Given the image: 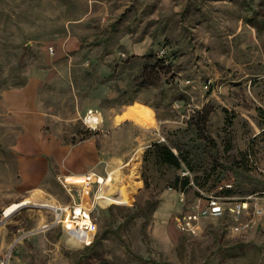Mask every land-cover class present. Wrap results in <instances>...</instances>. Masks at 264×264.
<instances>
[{
	"label": "rangeland",
	"instance_id": "obj_1",
	"mask_svg": "<svg viewBox=\"0 0 264 264\" xmlns=\"http://www.w3.org/2000/svg\"><path fill=\"white\" fill-rule=\"evenodd\" d=\"M260 5V0H0L1 99L4 90L30 84L32 71L45 63L44 47L53 56L62 37L72 34L77 39L76 48L62 54L59 71L50 73V87L57 90L45 107L37 137L51 144L39 153L46 162L40 178L20 172L13 147L20 127L0 113V264H264V214L253 213L255 205L264 206ZM23 43L31 50L21 54ZM164 49L170 54V82L163 86L168 88L139 86L143 76L136 75L148 54L159 56ZM209 78L212 85L207 89L204 82ZM42 87L33 86L45 96L49 90ZM178 92L185 98L177 107L172 95ZM143 99L154 104L156 121L148 109L151 126L116 120L130 103ZM188 103L194 104V111L187 110ZM203 105L210 111L201 126L195 121ZM2 106L0 100L1 110ZM90 107L101 113L97 126L83 118ZM254 137L248 161L232 163ZM155 139L171 145L177 141L190 152L195 169L183 165L176 172L191 179L201 175L204 166L209 168V161L217 162L220 186L206 190L192 180L183 202L181 191L165 187V177L174 170L150 166L151 186L146 188L143 153ZM53 151L69 158L58 163ZM206 156L207 165L201 161ZM35 159L26 156V167L38 172L43 168ZM71 168L105 177L113 170L116 184H123L118 195L129 199L126 189L131 188L137 207L151 195L158 197V205L148 217L132 218L131 210L116 208L101 213L97 233L103 244L84 251L82 237L45 226L52 214L38 204L48 199L72 201L62 175ZM80 185L71 189L76 198ZM227 188L232 199L249 202L242 219H251L252 225L246 230L235 231L231 217H206L196 234L177 228V217L192 206L196 191L206 195ZM253 188L258 190L250 193ZM38 189L43 190L40 196ZM29 196L31 202L3 215L8 204Z\"/></svg>",
	"mask_w": 264,
	"mask_h": 264
},
{
	"label": "crops",
	"instance_id": "obj_2",
	"mask_svg": "<svg viewBox=\"0 0 264 264\" xmlns=\"http://www.w3.org/2000/svg\"><path fill=\"white\" fill-rule=\"evenodd\" d=\"M75 40L77 39L72 34H68V36L62 37L57 43V49L53 56L47 52V47H44L45 63L41 66H37L32 71V75L29 80L30 84L18 88L4 90L2 92V99L0 98L3 104L2 110L0 109V113L4 111L3 113L5 114V116L9 117L10 120L12 119L10 123L12 122V124L20 127V135L16 137V140L13 144V147L18 150L17 155L20 172L30 174L32 177L35 176V174H38L37 178H40L46 173V162H42L39 159L41 157L39 153H41L51 145L42 144L40 140L41 138H37L39 134L41 135V128L44 124V117L46 115L45 107L48 101L49 103L51 102L52 93L57 90V87L55 86L53 88L50 87V73L54 69L59 71V65L61 64L60 58L62 57V54L68 49L76 48L77 41ZM33 86H43L45 88L47 86V89L49 91H47V94L45 96H40V93H36V90L33 88ZM31 87L34 90L31 89ZM42 92H44V90H42ZM90 109H92L91 116L94 115L97 119L99 118L98 122L94 123L95 125L93 124L91 126H97L102 120L101 113L97 109ZM87 111L83 113V118L86 115ZM122 119H130L146 127L151 126V124L153 123L148 109L130 104L121 113L116 115L117 121H121ZM21 149L26 150H24V152H21ZM30 155L36 157V164L42 165L43 169H39L37 172L35 167H26L25 158L26 156ZM53 157L58 163H61V161L63 162V159L69 158H64L60 155H57V153H55L54 151ZM85 172L86 171L83 168H71L68 170V173H63V185L65 186L66 190L73 196V199L71 202H62L57 199L56 201L64 205L80 203L83 206H94V208H96L99 205L101 206L108 204L109 201L113 199L114 195L121 191V186L123 184H116V181L113 179L114 177L112 175L113 170H111L108 172V175L111 176L110 180L106 179L105 176L101 177L104 181L101 189H98V184L94 182L90 190H85L81 187V189L79 190V196L76 198L71 189L75 188L74 185L80 184V182L76 180L81 179V176L79 175L84 174ZM96 174L103 176L102 174ZM30 175L28 176L30 177ZM136 181H138L137 186L139 187L140 180ZM126 192L127 194H131V196L133 195L131 188H127Z\"/></svg>",
	"mask_w": 264,
	"mask_h": 264
},
{
	"label": "trees",
	"instance_id": "obj_3",
	"mask_svg": "<svg viewBox=\"0 0 264 264\" xmlns=\"http://www.w3.org/2000/svg\"><path fill=\"white\" fill-rule=\"evenodd\" d=\"M260 4H261L260 6H264V0H260ZM19 49L22 50L21 54H23L24 52H26V50H29V49L31 50V45L23 43L19 45ZM19 49H17L16 52H18ZM168 58L170 59V54L168 53L167 50L165 51V49L163 51V54L159 56L157 54H152V53L148 54V61H146L142 65L139 71V74L136 75V77H139L141 75L143 76V78H141V80L138 81V85L141 87H145V86L154 87V88L160 87L161 91H163L165 88H168V87H163L169 84L170 82L168 72L171 70V64L169 61H167ZM114 70H115V67L113 68V71ZM26 81L27 80L24 79L20 84H24ZM172 97H173V100H175V102L184 101L185 95L182 92H178L172 95ZM130 104L139 105L141 107H145L149 109L150 115L156 121L153 111L151 109V106H154V104L151 101L147 99H143L141 101H134ZM93 109L99 110L98 108H93ZM223 109L226 110L225 108ZM209 111H210V108L207 107L206 105H203L199 110H197V117H196L195 122L201 126H204L207 123ZM260 133L262 137H264V125H261ZM255 140L256 138L254 137L251 140V142H249L248 148H246L241 153L240 157H238L236 161L235 162L233 161L232 163L236 165H242L243 162L244 163L247 162L249 156L252 154L251 152L253 150V146H255V142H256ZM173 147L176 149V151L174 150ZM206 158L207 156L202 157L201 161L205 162L204 164L207 165L206 163L207 161H205ZM209 162L212 163L209 168L204 166L202 169L203 170L202 174L196 175L193 179H191L188 175H182L176 172L183 165L186 166L188 169H192V170L195 169V166H196L195 158L190 155V152L187 149H184L183 147H181V145L177 141H174L173 145H171L168 141H161V140L155 139L146 146L144 153H143L142 179L144 182V186L146 188L151 186V179L148 173V169L150 168V166H153L156 168L163 167V168L173 169L174 172L166 176L164 179L165 187H170V188H173L175 190H178L184 193L186 189L191 187L192 180H194V182H196L197 185L201 188H206L207 186L206 190L214 188L216 186H220L221 183L219 182H222L220 181L221 178L217 179V177L219 176V174L217 173L218 172L217 169H219L220 167L217 165V162L215 163H213V161H209ZM257 190H258L257 188H253L250 190V193H254ZM218 192L220 193H215V194L227 196L229 197V199H232V196L230 195L231 194L230 189L228 188L225 190L221 189ZM196 194H197L196 195L197 197L206 196L204 195V193L203 194L199 193V191H196ZM205 194H208V193H205ZM158 202H159L158 197L151 195L145 199L144 203L141 206L137 207V204L135 202V195H132L129 199H126L124 196L117 194L115 199L112 200L109 204L97 206L96 208L93 209V212L97 215V222H96L97 229H98V223H99L98 219L101 213H105V212H108L109 210L111 211L114 208H116V209L131 210L132 218H135L137 216L148 217L155 210V208L158 205ZM225 218L229 219L230 216L226 215ZM53 227H58L59 229L66 232V229H64L63 226L60 224H54ZM97 229L93 236L83 241L84 251L92 250L93 247L99 244L101 245L103 244L102 243L103 236L100 233H97ZM73 249L78 250L79 248L74 247ZM95 253L100 254L101 251L98 250V251H95ZM88 257H91V256H88Z\"/></svg>",
	"mask_w": 264,
	"mask_h": 264
},
{
	"label": "built area",
	"instance_id": "obj_4",
	"mask_svg": "<svg viewBox=\"0 0 264 264\" xmlns=\"http://www.w3.org/2000/svg\"><path fill=\"white\" fill-rule=\"evenodd\" d=\"M49 49L52 51L53 47L50 46ZM187 82H189V79H187ZM211 85V78L204 82V87L207 89ZM175 105L178 107L180 105L179 101H176ZM187 110L194 111V104L188 103ZM91 114L92 109H88L86 115L84 116L85 120L97 123L98 119L94 115L91 116ZM91 118H93V121ZM80 176L81 180L79 182L81 183L82 189L90 190L94 182L98 184V189L102 188L104 181L101 177L104 176L97 175L95 172L91 171L85 172ZM112 200H110L109 203ZM180 200L183 202L185 201L183 192L180 193ZM248 203V200L229 199L227 196L208 193L205 197H197L191 207L182 211L177 217L176 225L181 232L196 234L201 229L204 218L225 217L226 215H229L233 219L232 228L235 231H243L252 225L251 219H242L248 211ZM38 204L43 207H47L52 214L51 221L45 226L60 224L64 229H66V231L72 234L74 233L77 237H79L77 235V230L80 229L86 233L82 241L93 236L96 232L97 215L93 212L94 206H83L80 203L64 205L56 200L50 199L47 201H40ZM253 213L264 214V206L255 205ZM70 222L72 223L71 225H69Z\"/></svg>",
	"mask_w": 264,
	"mask_h": 264
},
{
	"label": "bare ground",
	"instance_id": "obj_5",
	"mask_svg": "<svg viewBox=\"0 0 264 264\" xmlns=\"http://www.w3.org/2000/svg\"><path fill=\"white\" fill-rule=\"evenodd\" d=\"M94 113V112H93ZM96 114V113H95ZM99 119V118H98ZM91 120L93 121V118H91ZM139 152V151H138ZM82 175V174H81ZM80 176V175H79ZM110 177L111 176H107V178L106 179H108V180H110ZM81 179H79V180H76V181H80ZM125 189V188H124ZM38 191V193H39V196L41 195V192L43 191H41V190H37ZM123 192V191H122ZM124 193V192H123ZM33 196V195H32ZM34 196H36V195H34ZM38 196V195H37ZM45 197V196H44ZM38 200V199H37ZM32 201V198L29 196V197H25L24 199H22V200H20V201H14V202H11L10 204H8L5 208H4V212H3V214L5 215V216H8V215H10L11 213H13L16 209H18L20 206H22V205H24V204H26V203H28V202H31ZM39 201V200H38ZM40 202V201H39ZM72 223L70 222L69 223V225H71ZM83 232L82 230H80V229H78L77 230V232ZM85 233V232H84ZM86 234V233H85ZM84 238L85 237V235H79V238Z\"/></svg>",
	"mask_w": 264,
	"mask_h": 264
}]
</instances>
